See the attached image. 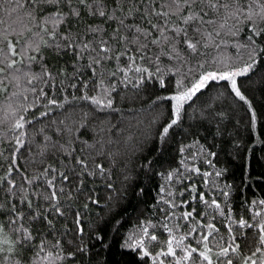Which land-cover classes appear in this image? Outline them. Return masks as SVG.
<instances>
[{"label": "snow or ice", "instance_id": "obj_1", "mask_svg": "<svg viewBox=\"0 0 264 264\" xmlns=\"http://www.w3.org/2000/svg\"><path fill=\"white\" fill-rule=\"evenodd\" d=\"M8 2L14 5L13 12L25 9V31L30 35L11 24L5 27L6 21L0 18V100L5 102L0 107V145L7 142L0 151V264H71L88 249L63 238L71 231L77 237L84 234L80 212H72L66 202L73 199L74 191H80L85 173L103 175L105 169L96 164L90 171L85 159L72 156L75 149H65V155L75 160L65 171L48 164L38 174L28 173L20 164L22 150H28L32 123L28 113L34 117L40 107H63L67 96L58 98L56 93L69 88L73 99L105 109L112 108V93L118 85L140 90L147 85L167 89L173 84L172 94L163 97L173 102L170 120L159 132L163 140L178 124L184 105L209 82H229L234 95L247 103L236 78L247 74L253 63L224 71H207L205 64L210 62L212 50L224 42L223 36L238 37L243 29L247 30V43L237 46L250 49L249 58L254 61L256 38L264 44V0ZM85 15L99 17L100 22L74 31L71 25ZM109 21L113 22L111 32L102 26ZM17 36L23 38V44ZM45 49L58 57L67 55L65 64L71 72L68 67L54 69L45 63ZM259 50L264 52V48ZM33 65L40 71H33ZM48 115V111L40 112L41 118ZM198 144L194 141L187 147ZM47 147L45 144V150ZM186 150L179 149L178 167L160 173L164 182L153 204L158 215L140 221L138 232L122 247L138 253L144 264H264V199L248 200L241 190L239 203L234 204L233 186L217 183L226 170L212 173L190 165L189 159L195 160L197 153L183 156ZM198 151L206 150L200 145ZM206 163L215 168L211 159ZM88 199L97 203L91 196ZM70 212L73 226L61 230L57 225Z\"/></svg>", "mask_w": 264, "mask_h": 264}, {"label": "trees", "instance_id": "obj_2", "mask_svg": "<svg viewBox=\"0 0 264 264\" xmlns=\"http://www.w3.org/2000/svg\"><path fill=\"white\" fill-rule=\"evenodd\" d=\"M12 7L14 5L8 0H0V18L6 21L5 27L11 24L18 32L30 35L25 31V9L13 12ZM100 19L85 15L83 20L74 22L71 27L74 31L77 28L82 30L84 24L99 23ZM112 23L109 21L102 26L111 32L109 24ZM63 30L64 25H61ZM246 34L247 30L243 29L238 37L223 36L224 42L212 50L205 69L224 71L253 63L247 74L236 78L247 103L234 95L229 82H209L184 105L178 124L163 140L159 132L162 125L169 122L173 104L163 97L172 94L173 84H169L167 89L147 85L140 90L123 89L118 85L117 91L112 93V108L105 109L73 99V90L69 88L63 94L56 93L58 98L67 96L68 102L63 107H40L34 117L28 113L32 119L28 126V150H22L20 159V164L28 173L38 174L48 164L65 171L66 165L75 163L74 159L65 155V149H75L72 156L85 159L90 171L95 170L96 164L105 169L103 175L97 172L89 176L85 173L80 191H74L73 199L66 202L71 204L72 212H80L84 234L77 237L71 231L63 238L73 245L81 243L88 249L87 254H78V259L71 264H144L138 253L122 245L129 236L138 232L140 221L155 219L153 204L158 199L159 185L164 182L160 173L179 166L181 147L187 149L183 156L197 153L195 160L189 159L190 165L194 163L212 173L226 170L217 183L227 182L233 186L234 204L239 203L241 190L248 200L264 199V52L259 50L264 48V44L256 38L258 47L254 61L251 60L250 49L237 46L238 43H247ZM16 39L23 44L22 37L17 36ZM44 55L45 63L52 68L68 67L71 72L70 65L65 64L69 60L67 55L58 57L47 49ZM33 71L39 72V66L33 65ZM68 83L65 80V84ZM79 95V92L75 93V96ZM29 99L34 100L31 94ZM4 106L5 102L0 100V107ZM42 111H48L49 115L41 118ZM2 116L3 113H0ZM194 141H199V144L188 148ZM45 144L48 145L46 150ZM200 145L206 151H198ZM6 147L5 141L0 145V151ZM208 152L215 153V157L208 156ZM207 159H211L215 168L206 163ZM76 170H80L79 166ZM19 179L17 176V183ZM89 196L97 203H92ZM57 226L61 230L72 228L71 212L66 221L61 219ZM66 250L71 251L72 247L66 246Z\"/></svg>", "mask_w": 264, "mask_h": 264}]
</instances>
